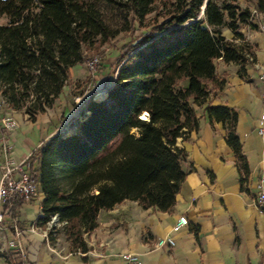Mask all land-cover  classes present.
Segmentation results:
<instances>
[{
  "label": "trees",
  "instance_id": "1",
  "mask_svg": "<svg viewBox=\"0 0 264 264\" xmlns=\"http://www.w3.org/2000/svg\"><path fill=\"white\" fill-rule=\"evenodd\" d=\"M241 1L245 6L239 0H0V98L28 123L52 107L69 69L87 59L85 50L129 36L104 97L89 95L69 131L53 133L22 163L42 194L35 224L56 215L65 225L55 236L63 235L70 252H87L83 237L97 227L101 210L123 201L159 212L174 205L187 173L175 141L198 131L195 109L221 90L215 62L237 65L242 77L252 57L239 28H256L264 0ZM203 114L224 129L244 191L249 172L235 111L204 106ZM22 202H4L3 225L19 226Z\"/></svg>",
  "mask_w": 264,
  "mask_h": 264
},
{
  "label": "crops",
  "instance_id": "2",
  "mask_svg": "<svg viewBox=\"0 0 264 264\" xmlns=\"http://www.w3.org/2000/svg\"><path fill=\"white\" fill-rule=\"evenodd\" d=\"M254 20L255 25L264 21V14ZM240 33L249 44L254 64L263 66L264 37L256 28ZM214 65L216 79L223 80L221 90L195 109L198 131L175 141L185 155L187 173L170 210H144L132 201L101 210L97 227L83 237L87 252L72 253L61 233L45 242L40 235L25 232L40 216L42 194L36 186L35 197L17 210L18 227L24 231L19 237L23 252L19 264H120V254L126 252L138 254L142 264H264V214L251 203L255 186L264 177V131L262 135L257 132L263 85L251 63L245 64L242 77L235 64L216 61ZM204 106H226L236 113L235 133L249 172L244 191L233 153L224 141L225 131L220 123L208 122ZM36 123L20 124L9 133L0 129V175L6 162L23 163L49 137L40 128L39 139L33 142L28 133ZM21 128L28 132L19 133ZM179 216L186 219V226L172 234L174 245L153 248L156 239L171 234ZM12 237L7 225L0 227V264H10L5 255H10L6 245Z\"/></svg>",
  "mask_w": 264,
  "mask_h": 264
},
{
  "label": "built area",
  "instance_id": "3",
  "mask_svg": "<svg viewBox=\"0 0 264 264\" xmlns=\"http://www.w3.org/2000/svg\"><path fill=\"white\" fill-rule=\"evenodd\" d=\"M250 12L253 13L252 10ZM256 30L264 37V21L257 23ZM248 63L253 64L257 70V80L263 85L260 93L261 110L257 118V132L259 135H262L264 131V65L254 64L252 57H248ZM96 65L97 58H92L85 64V67L88 71L94 72ZM5 110L6 106L0 98V129L9 133L17 128V123L9 114L5 113ZM140 118L144 119V116ZM255 189L256 192L251 199V203L257 211L264 214V177L259 179ZM36 193V185L31 182L29 173L23 169L22 163L12 166L10 162H6L0 175V227L3 226L4 221L1 211L4 202L13 197L28 201L35 197ZM7 225L13 237L6 245V249L10 252V255H5V260L10 264H19V260L23 257V252L19 245V237L23 235L24 231L15 224L11 223ZM64 225V222H58L56 215H53L49 217L43 226L31 224L26 228L25 232L28 234H38L45 242H48L49 237L55 236V231L61 229ZM184 226H186V219L183 216L177 217L170 229L171 234L156 239L152 245L153 248H160L164 245L172 247L174 245L172 234L178 232ZM120 264H142V261L138 254L126 252L120 254Z\"/></svg>",
  "mask_w": 264,
  "mask_h": 264
},
{
  "label": "rangeland",
  "instance_id": "4",
  "mask_svg": "<svg viewBox=\"0 0 264 264\" xmlns=\"http://www.w3.org/2000/svg\"><path fill=\"white\" fill-rule=\"evenodd\" d=\"M158 0H155L157 3ZM240 4L242 1L239 0ZM243 5V4H242ZM245 6V5H243ZM244 27L239 28L240 30ZM247 29V28H246ZM223 36H229L227 30H222ZM129 41V36L126 34L118 36L113 41L102 44L100 46H95L94 49L85 50V57L87 58L83 63L78 64L70 68V73H68V78L62 90L54 100L52 107L45 112L44 115L37 117V123L29 131L31 139L33 142L39 139V130L41 132H46L49 136L56 132L69 131L68 125L70 122L74 121L89 95H92L93 100L99 97L101 93H104V87L109 86L113 79V62L116 58L118 50ZM104 56L105 59L100 63V56ZM92 58H97V65L95 71H88L85 64L89 62ZM100 67L102 70L98 71L96 68ZM5 113L9 114L20 126V124L29 125L25 121V118L16 112L5 110ZM25 126V127H26ZM73 131L72 129L70 130ZM28 131L25 128H21L19 133L26 134ZM132 133V131H131ZM33 146H31L30 149Z\"/></svg>",
  "mask_w": 264,
  "mask_h": 264
},
{
  "label": "bare ground",
  "instance_id": "5",
  "mask_svg": "<svg viewBox=\"0 0 264 264\" xmlns=\"http://www.w3.org/2000/svg\"><path fill=\"white\" fill-rule=\"evenodd\" d=\"M104 93H101L100 95H99V98H102V97H104ZM68 134H70V132H66V135H68Z\"/></svg>",
  "mask_w": 264,
  "mask_h": 264
}]
</instances>
